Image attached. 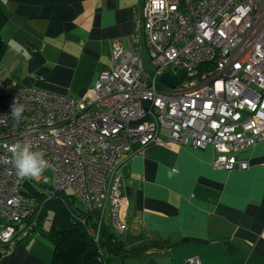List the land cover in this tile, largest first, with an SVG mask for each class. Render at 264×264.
Returning <instances> with one entry per match:
<instances>
[{
  "label": "built area",
  "instance_id": "obj_1",
  "mask_svg": "<svg viewBox=\"0 0 264 264\" xmlns=\"http://www.w3.org/2000/svg\"><path fill=\"white\" fill-rule=\"evenodd\" d=\"M166 71L175 87L160 79ZM14 102L24 106L19 121ZM161 128L173 141L212 147L215 168H249L239 152L264 140V0H146L130 47L113 45L111 64L82 97L0 78V244L29 236L27 220L63 191L98 213L96 242L105 223L124 233L120 157L159 142ZM26 138L49 161L35 179L19 178L11 162L9 148Z\"/></svg>",
  "mask_w": 264,
  "mask_h": 264
},
{
  "label": "crops",
  "instance_id": "obj_2",
  "mask_svg": "<svg viewBox=\"0 0 264 264\" xmlns=\"http://www.w3.org/2000/svg\"><path fill=\"white\" fill-rule=\"evenodd\" d=\"M145 1L0 0L8 17L0 78L84 96L111 64L113 45L130 47ZM158 139L120 157L128 228H112L127 247L154 241L155 250L107 253V263L185 264L198 256L201 264H264V140L239 152L248 169L224 170L213 166L212 147L173 141L167 128ZM54 253L53 242L36 229L0 244V264H51Z\"/></svg>",
  "mask_w": 264,
  "mask_h": 264
},
{
  "label": "trees",
  "instance_id": "obj_3",
  "mask_svg": "<svg viewBox=\"0 0 264 264\" xmlns=\"http://www.w3.org/2000/svg\"><path fill=\"white\" fill-rule=\"evenodd\" d=\"M7 18L0 5V62L7 49L1 36V29ZM78 200L68 191L58 192L43 203L38 215L27 220L32 231L42 230L53 242L55 253L51 264H108L107 253L137 256L155 250L154 241L127 247L113 232L109 223L102 226L99 242H96L89 228L96 226L98 213L79 206ZM50 212H53V216L49 227H45L44 222Z\"/></svg>",
  "mask_w": 264,
  "mask_h": 264
},
{
  "label": "clouds",
  "instance_id": "obj_4",
  "mask_svg": "<svg viewBox=\"0 0 264 264\" xmlns=\"http://www.w3.org/2000/svg\"><path fill=\"white\" fill-rule=\"evenodd\" d=\"M23 112L24 106L14 102L11 106V116L19 121ZM9 151L16 175L21 179H35L42 174L46 167H49L45 153L34 147L33 142L27 138L13 144Z\"/></svg>",
  "mask_w": 264,
  "mask_h": 264
},
{
  "label": "rangeland",
  "instance_id": "obj_5",
  "mask_svg": "<svg viewBox=\"0 0 264 264\" xmlns=\"http://www.w3.org/2000/svg\"><path fill=\"white\" fill-rule=\"evenodd\" d=\"M145 60H146V63L148 65L149 69H152V65H151V62H150V57H149V54H148L147 50L145 52ZM44 175H47L48 177H50V179H51L50 183H52V178H53L52 171L51 170H47V171L44 172ZM77 203H78L79 206H83L84 207V205L82 204V202L80 200H78ZM52 216H53V212H50L49 215L46 217L45 222H44L45 227H48L50 225ZM107 222H108V220H107Z\"/></svg>",
  "mask_w": 264,
  "mask_h": 264
},
{
  "label": "water",
  "instance_id": "obj_6",
  "mask_svg": "<svg viewBox=\"0 0 264 264\" xmlns=\"http://www.w3.org/2000/svg\"><path fill=\"white\" fill-rule=\"evenodd\" d=\"M160 79L164 82H167L168 84H170L172 87H175L178 83V77L174 74H172L171 71H166L163 72L160 75Z\"/></svg>",
  "mask_w": 264,
  "mask_h": 264
}]
</instances>
